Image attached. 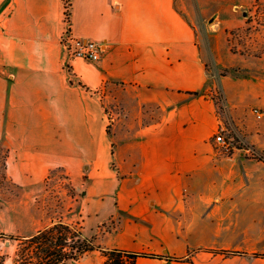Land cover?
Returning <instances> with one entry per match:
<instances>
[{
	"label": "crops",
	"instance_id": "obj_1",
	"mask_svg": "<svg viewBox=\"0 0 264 264\" xmlns=\"http://www.w3.org/2000/svg\"><path fill=\"white\" fill-rule=\"evenodd\" d=\"M68 17L75 36L104 44L98 60L67 57L62 0H0L4 172L31 189L61 168L86 218L122 216L117 244L107 245L185 256L204 242L180 224L210 203L191 197L215 180H253V169L214 163L221 124L203 93L212 85L195 26L176 0H71ZM198 179L203 188L191 185ZM146 261L194 264H136Z\"/></svg>",
	"mask_w": 264,
	"mask_h": 264
},
{
	"label": "rangeland",
	"instance_id": "obj_2",
	"mask_svg": "<svg viewBox=\"0 0 264 264\" xmlns=\"http://www.w3.org/2000/svg\"><path fill=\"white\" fill-rule=\"evenodd\" d=\"M68 2L62 0L63 5L68 6ZM176 5L195 26L212 85L203 93L213 96L221 124L218 131L234 147L228 150L213 137L210 142L214 163L224 169L237 164V171L245 175L246 168L255 170H250L251 181L247 177L240 185H226L215 180L200 191L201 196L191 197L210 200L203 211L207 214L190 216L180 224L191 229L190 241L204 242L189 250H193L191 261L264 264V258L251 255L264 253V164L255 160L259 156L264 158V0L258 1L257 11L254 0H176ZM249 16L252 20L247 23ZM65 17L64 14V20ZM120 93L123 94L120 91L117 95ZM144 108L147 112L156 111L153 105ZM107 127L109 131L110 122ZM4 156L5 149L0 143V250L7 256V263L15 251V241L8 238L10 234L29 235L57 221L79 223L84 235L92 237L95 245L113 248L109 245L117 244L122 216L117 214L100 224L93 216L86 218L63 169H53L39 186L22 189L7 178ZM214 176L219 178L217 174ZM191 185L198 189L204 183L198 179ZM198 210L203 208L199 206ZM212 249H236L248 254L237 258L209 251ZM102 261L100 250L95 248L67 264H102Z\"/></svg>",
	"mask_w": 264,
	"mask_h": 264
},
{
	"label": "trees",
	"instance_id": "obj_3",
	"mask_svg": "<svg viewBox=\"0 0 264 264\" xmlns=\"http://www.w3.org/2000/svg\"><path fill=\"white\" fill-rule=\"evenodd\" d=\"M258 1L254 0L255 11L258 10ZM70 6L71 0H69L68 6L63 5L66 16H69ZM251 20L252 16H249L246 22L250 23ZM189 93L198 94L199 92L190 91ZM255 158L264 163L263 157ZM8 238L15 241L14 255L11 262L7 263V256L0 250V264H67L68 261L77 260L95 248H98L103 256L102 264H136L140 257L191 262L190 257L193 251L188 250L185 256H167L119 247H101L95 245L92 237L84 235L79 223L64 221L44 226L29 235L10 234ZM209 251L225 256L248 254L246 251L236 249H212ZM251 255L264 258V253L252 252Z\"/></svg>",
	"mask_w": 264,
	"mask_h": 264
},
{
	"label": "built area",
	"instance_id": "obj_4",
	"mask_svg": "<svg viewBox=\"0 0 264 264\" xmlns=\"http://www.w3.org/2000/svg\"><path fill=\"white\" fill-rule=\"evenodd\" d=\"M65 17V27L60 36V44L69 59L81 58L84 60H98L104 50V44L95 40L77 37L71 29L69 17ZM214 141L224 148H234L221 131H216Z\"/></svg>",
	"mask_w": 264,
	"mask_h": 264
}]
</instances>
